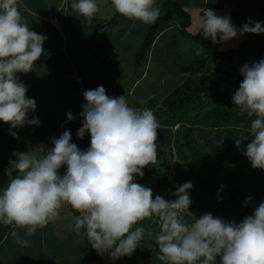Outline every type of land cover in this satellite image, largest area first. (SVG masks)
Segmentation results:
<instances>
[{
	"label": "clouds",
	"instance_id": "obj_1",
	"mask_svg": "<svg viewBox=\"0 0 264 264\" xmlns=\"http://www.w3.org/2000/svg\"><path fill=\"white\" fill-rule=\"evenodd\" d=\"M111 4L119 14L144 24L154 23L160 15L157 0H111ZM25 7V0H0V121L10 125L13 137L17 133L12 128L40 124L35 115L29 119L36 102L26 96L27 87L17 73L33 70L46 51L47 36L29 27L20 10ZM70 7L89 22L99 11L98 0H70ZM201 12L197 32L212 43L264 33V22L248 18L237 29L227 15L206 8ZM196 52H204L200 44ZM239 71L243 80L232 101L240 113L254 117L244 155L253 168L264 170V58L245 63ZM83 96L86 102L79 114L83 123L76 135L83 138L90 133L86 150L71 142L70 130H64L43 153L13 151L17 159L9 160L8 182L0 187V224L13 226L11 236L17 244L27 247L31 241L16 228L31 236L68 204L78 212L73 225L77 234L113 260L131 255L145 231L139 222L155 218L158 258L165 264H264V201L237 223L210 212L196 218L189 210L190 181L176 187L175 199L159 194L153 198L151 188L136 182V176H144L143 168L157 159L160 124L153 110L130 106L125 95L110 97L102 85ZM67 118L73 119V114L67 113ZM236 144L239 147V139ZM62 166L66 170L60 174ZM250 200L247 197L245 203Z\"/></svg>",
	"mask_w": 264,
	"mask_h": 264
},
{
	"label": "crops",
	"instance_id": "obj_2",
	"mask_svg": "<svg viewBox=\"0 0 264 264\" xmlns=\"http://www.w3.org/2000/svg\"><path fill=\"white\" fill-rule=\"evenodd\" d=\"M189 1L191 3L186 0H179L177 2L182 5L185 10L188 9L190 12L191 8V11H193L192 14L190 13L191 23L187 27V30L191 33H194V31L198 29L197 21L199 19V14L203 15V12H201L203 8L212 9L218 16L227 15L231 20L234 19L232 23L237 27V29L241 27V23L236 18V7L230 5V3H236L237 0ZM25 4L26 7L21 8L20 10L29 27L38 34L47 36V39L43 43V48L46 51L35 61L33 70L27 73H17L20 80L27 87L26 96L33 97L37 102L36 105L38 107L36 106L34 113H28L29 119L35 115L39 118L40 124H30L31 127L25 124L21 127L12 128L11 131H15L17 133V136L13 137L10 134V125L7 122L0 121V187L6 186L8 182L9 177L5 174V169L10 167L9 160L17 159V157L13 156V154L10 156L7 151L13 153L15 150L16 152L23 153L25 150L28 151L29 148L33 149L35 145L37 152H39L40 149L41 153H43V151L54 146L52 144V139L58 138L64 130H70L71 142L76 143L81 150H86L90 146V133L86 132L83 138H78L76 135L77 130L83 123V117L79 115L83 110L82 105L86 102L83 92L88 89H95L98 85L103 86V81L98 80L97 74L101 71L107 70L108 61L113 58L116 49L120 46L124 37L129 34L128 28L123 31H111L109 34L107 27H100L97 35L93 38L92 31L94 25L97 23L102 24L107 21L105 18L95 16L92 18L91 22L86 20L83 16H80L82 20L80 19L81 21L75 23L74 28L70 30L68 28L69 17L72 16V21L79 20L76 18L79 13L70 7V0H25ZM244 9L245 8L243 7L241 8V10H243V12H241L242 15L249 18L253 17L254 19H258V21L264 22L262 12L258 11L256 12L258 16H252L250 15V11L254 13V8H249L251 9L250 11H244ZM119 18L120 21H123L125 17L123 18L122 16ZM126 20L129 27L140 26L142 23L138 20H130L128 18H126ZM176 25L177 24H173L172 26L166 28L165 33L170 31V29L175 28ZM105 26L107 25L105 24ZM84 27H86V30H84ZM190 28L193 29L191 30ZM249 34L250 33H245L243 35H238L235 38H231L229 47H233L234 45V47H236V45L238 46L244 39L247 38L246 36ZM256 34L259 39H264V37L262 38V36L258 33ZM71 37H73V42L77 41L76 46H68L69 39ZM139 39L140 42L137 48H139L143 36L139 37ZM153 49H155V47ZM153 49L145 61L141 73L139 72L137 74H133L132 72H129L125 74L129 78V81L126 83L127 86L124 85L122 87L118 82H115V84L113 83L111 86L114 91L111 90L108 92V89L105 88L106 94L109 96L125 95L127 102L131 106L136 108L149 107L154 111V109L161 104L164 95L168 92L164 91L161 94H157L155 85L152 83L148 85V88L141 85L151 67L150 63L153 59L150 57H153L156 53ZM134 55L135 53L133 54V59ZM93 58L95 61H92ZM261 58H263V56ZM134 65L137 66V68L140 67V64L137 65L134 63ZM121 67L122 66H119L117 71H122L125 68L124 66L122 68ZM111 72L114 73L115 71H112L111 69ZM69 112H71L74 117L71 120L67 118V113ZM250 125L251 123L246 125V128L241 127L243 138L244 136L249 135V133L251 134ZM23 136H26L32 141V147L28 142H23ZM237 138L241 141L238 134ZM7 143L11 146V149L5 150L4 146ZM234 164L239 165V162H235ZM187 169L189 168H185V170ZM65 170V167L62 166L58 171L60 174H63ZM13 175H15V171H13ZM165 182L167 183L168 180H165ZM239 183H241V192L238 198L232 202H229L228 204H219L214 198H211L208 195L207 198L209 199H204V202H201L199 199L200 197H198L199 204H196V208L193 210L189 207V210L194 213L196 218H199V216L204 213L210 212L214 217L218 216L226 219L234 215L233 204L239 210L244 207V209L250 211L253 203H260L261 201H264V172H257L255 180H251L246 177L242 178L240 176ZM170 192L166 200L171 197ZM255 196L258 197V199L255 198ZM247 197H251V200L245 203ZM230 205H232L233 208V211L231 212ZM70 209L72 211L71 206ZM59 212L62 214L61 220H58L60 215L53 219L57 220V224H59V226L53 229L50 225H47L49 229L44 236L42 235L41 228L39 231L36 230V232L32 234L33 240H35L34 245L37 246V250L42 251L45 243L43 240H45L47 235L52 236L51 241L54 242L53 248H56L69 238L74 237L76 239V247L72 245L75 251L73 256L77 250L83 256L82 248L86 246L87 243H85L80 236L74 233L73 227L67 225L66 222L68 219H65L63 216V211ZM223 212L227 214L228 217H226L225 214H222ZM245 213L247 212L244 210V216ZM74 216L75 215L73 213V219ZM186 219H188V216H186ZM240 219L241 217L236 218L235 216L231 218V220H235L237 223L240 222ZM157 223L158 220L156 221L155 218H145L141 221V224H143V226L145 225L146 229H144L146 231L153 229L155 226L157 227ZM18 229L19 228H17L16 231H18ZM12 230V225L0 224V264H18V260L15 258L19 254L23 257L21 253L23 247L17 244L16 241L14 246L16 247L17 254L14 255L12 250H10L13 245V242L11 241ZM64 237L67 239L64 240ZM7 241H9V245L4 248L3 245ZM156 245L158 246L157 243L155 244V247ZM44 248L47 249L46 247ZM103 258L104 257L102 255L98 261L100 262ZM122 258L123 257L120 256L118 261L122 260ZM125 259L127 260V258ZM52 261L54 262V259H52ZM91 262L90 264H96ZM101 262L103 264L104 260ZM64 263L68 264L67 262Z\"/></svg>",
	"mask_w": 264,
	"mask_h": 264
},
{
	"label": "rangeland",
	"instance_id": "obj_3",
	"mask_svg": "<svg viewBox=\"0 0 264 264\" xmlns=\"http://www.w3.org/2000/svg\"><path fill=\"white\" fill-rule=\"evenodd\" d=\"M175 1H179V0H175ZM186 1L191 3L189 0ZM98 4H99V11L95 15V17H102L108 20L116 15L115 20L112 22V24H108L106 26L107 31H109L108 32L109 34L111 31H123L124 29L126 30L127 28L129 32V34L124 37L120 46L116 49L113 58L108 61L107 70L101 71L97 74L98 80L103 81V87L107 88L108 89L107 91L109 92L112 90L111 86L113 85V83L115 84V82H118L119 85L122 87L126 85V83L129 81V78L125 74L129 72H132L133 74H137L139 72L141 73L145 62H141L140 67L137 68V66H135L133 62V54L137 52L138 50L137 46L139 45L140 42L139 37L145 35L148 24L141 23L140 26L129 27V25L127 24L128 22L126 20V17L124 18L123 15L119 14L114 10L110 0H104V1L98 0ZM157 5L160 8V14H162L164 11L163 5L162 4H157ZM230 5L236 7L235 8L236 18L241 23V26L244 23L248 22V18H249L241 14V12H243V10H241L242 7L245 8L244 11H250L251 9L249 8H254L253 9L255 10L254 13L250 11V15L258 16L256 12L260 11L262 12V16L264 17L263 15L264 0H237L236 3H230ZM192 12L193 11H191L190 8L189 13L192 14ZM122 16L124 20L120 21L119 17ZM76 18L79 20L72 21V16L69 17L68 28L70 30L74 28L75 23H78L79 21L82 20L80 14H78ZM251 20L261 22L258 21V19H254L253 17L251 18ZM232 21H234V19H232L231 22ZM262 26H264V23H262ZM190 29L192 30L193 28ZM84 30H86V27H84ZM197 31L198 29H196L194 33L196 34ZM174 32H175V28L170 29V31H168L165 34L162 41H160L157 44V52L153 55V57H150L151 59H153L151 60V63L149 61V63L151 64L150 70L141 84L143 87L148 88V85L152 83L153 85H155L157 94H161L164 91L165 92L171 91L173 87V82L181 78L183 73L179 72L178 69H176L178 68L177 63L179 64L188 63L194 56L203 57L206 54L203 45L198 40H192L179 35L175 36ZM258 34L262 36V38L264 37V33H258ZM72 40L73 37L69 39L68 46L77 45V41L73 42ZM230 43L231 41L230 39H228L222 42V45L224 48L225 47L235 48L234 47L235 45L233 47H229ZM199 44L203 47L204 52L197 54L196 48ZM237 47L238 46L236 45V48ZM161 54L164 56L163 57L164 59H162ZM263 55H264V44L258 43V48H257L256 43L252 42L242 46L241 51L232 53L226 57L220 56L214 58L213 60L209 61L210 67H207L205 65L208 69V72L212 74L211 83L222 89V91H226L228 94L232 95L233 90L239 87L237 85V79L239 78L242 80V77H240L241 73L239 71L240 67L245 63L251 65L254 61L258 62ZM92 61H95V59L93 58ZM117 65L122 67L124 66L125 68L122 71H117L119 68V66ZM111 69L112 71L114 70L115 72L112 73ZM180 83L181 82H179V84ZM185 122H186L185 125L181 124L180 122L174 125L172 127V132H174L175 137L180 138V141L183 142L184 144L182 148L183 154L187 156L192 154V157H195V162L199 158L200 159L202 157L208 158L210 155H211L210 159H213L214 155H212L211 153L212 147L209 146L211 142H207L213 140L214 141L213 143L217 144L216 147L219 149V151L221 150V152L218 154L220 155V157L222 155L221 165L219 166V170L221 174L233 170V165L235 162H239V165L241 167L242 178L246 177V178H250L251 180H255L257 176V172H264V170L262 169L253 168L246 155H244L243 150L246 149L247 144L252 140L250 133L249 135L244 136L243 138V134L241 132L242 128H246V125H248L247 123L245 122L239 123V126L237 128L239 132L237 131V134L239 138H241L240 145L238 147L236 144L235 147L231 149L232 151L230 150L231 154L230 156H228L227 159V157L225 156L226 152L223 149H221L223 146H227V144L229 143V141L224 140L225 137L224 132L223 134H217L216 133L217 129L215 130L209 126L204 125V123L200 122L198 119H195L193 121L185 120ZM27 125L31 127L30 124ZM220 130L222 132V128H220ZM186 134L188 135L189 138H191L190 139L192 141L191 146L188 144L189 142L188 138L185 137ZM175 137L173 136L171 137V143L169 144L170 147L169 146L162 147L161 144L159 143V139L157 138V149H161L163 153H161L162 154L161 156H157V159L154 164H151L154 174L148 177L145 186L152 189L153 198L155 197V195L159 194L166 199L169 192L171 191L170 192L171 197H169V199H175V197L172 194L175 192L176 187L184 182L190 181L192 184V188L189 190V195L192 200V203L190 204L189 207L193 210L196 208L195 207L196 204H199L198 197H200L199 199L201 202H204L205 201L204 199L206 200L209 199L207 198L209 192L208 189L203 184V182L201 181V179H199L201 178V176L198 173H196L199 176L198 178L194 176V172H193L194 167H192L193 169L191 168L193 161L191 156L188 157L186 161L179 159V157L177 156L176 149L173 143L176 140ZM23 142H28L32 147V141L29 140L26 136H23ZM4 147L5 150L11 149V146H9L8 143ZM32 150L37 151L35 145L33 149L29 148L28 151H32ZM7 153L10 156L13 154L12 152L10 153L8 151ZM39 153H41L40 149H39ZM162 159H164L167 163V169H165L166 171L164 170V168L162 169L161 165H159ZM185 168H189V169L185 170ZM162 173H165L164 179L168 180V182L166 183L165 180L163 179V183L160 186L158 185V183L159 180L162 179L161 176ZM140 179L141 177L136 176V182H139ZM255 198L258 199V197L256 196ZM258 205L259 203H253L252 207L250 208L251 210L247 211V209H244V207L239 210L233 204L234 206L233 216H235L236 218L241 217L240 219L241 222L246 216L251 215L254 208L257 207ZM244 210L245 212H247L245 213V216L243 215ZM60 211H63V216L65 217V219H68V221L66 222L67 225L72 227L74 224V219H73V212L70 209V205L68 204L62 205ZM231 211H233L232 205H230V212ZM222 214L225 213L223 212ZM59 215L60 217H58V220L60 221L62 218L61 216L62 214L60 213ZM225 216L228 217L227 214H225ZM232 217L230 216L225 220H231ZM188 219L190 220L191 217H188ZM155 220L157 221V219ZM139 223H141V221ZM47 225H50V227H52L53 229L59 226V224H57V220H51ZM47 225L41 228L43 236L49 229ZM157 225L158 226L157 227L155 226L153 229L144 231L145 233V235L143 233L144 239L142 238L140 240L139 245L131 255L122 256L123 257L122 260L118 261V258L113 260L112 258H110V256L107 253H104L103 254L104 258L101 260V261L104 260L103 264H165V262L159 260L158 251L155 249V244L157 243L156 234L159 232V223H157ZM39 229L40 228H38L37 230L39 231ZM17 232L19 233L20 236H22V238L31 241L30 246L23 247L21 251L23 257H21V255L19 254L15 258L16 260H18V264H66L64 262H67L68 264H77V261L82 256V254L78 250L73 256V253L75 251L72 245L76 247V239L74 237L69 238L68 240H66L67 238L64 237V240H66L64 241L65 243L62 242V244H60L56 248H53L54 242L51 241L52 236L47 235L45 240H43V242H45L44 247H46L47 249L43 247L41 251V250H37L38 249L36 248L37 246L34 245L35 240H33L32 235L25 236L24 230L20 228L18 229ZM11 241L13 242V245L10 250H12L13 254L15 255L17 254L16 247L14 246L16 240L13 237H11ZM8 245H9V241L5 242L3 247L6 248V246ZM144 248L151 249V256L143 254L142 251L144 250ZM125 258H127L128 261ZM52 259H54V262L52 261ZM101 261L100 262L92 261L91 263L102 264Z\"/></svg>",
	"mask_w": 264,
	"mask_h": 264
},
{
	"label": "trees",
	"instance_id": "obj_4",
	"mask_svg": "<svg viewBox=\"0 0 264 264\" xmlns=\"http://www.w3.org/2000/svg\"><path fill=\"white\" fill-rule=\"evenodd\" d=\"M157 4H162L164 11L158 16L154 23L147 26L146 33L134 55V63L138 65L141 62H145L154 47L155 49H153V51L157 52V44L162 41L163 37L168 32L165 33L166 28L173 24H177L174 32L175 36L179 35L192 40H198L203 45L206 53L203 57L194 56L188 63H177L178 68L176 69L183 74L179 80L173 82L171 91L164 95L161 104L153 111L154 115L159 119L160 124L157 130L159 143L162 147L169 146L171 137H175L174 132H172V127L174 125L179 122L185 125V120L193 121L198 119L200 122L204 123V125L215 130L217 129V134L225 133L224 140L229 141V143L221 149L226 152L225 156L228 159V156L231 154L230 150L235 147L236 140L238 139V130L236 129L239 123L245 122L249 124L254 117H249L246 113H240L235 107L232 101V95L238 88L233 90L232 95L228 94L226 91H222V89L211 83L212 74L208 72L207 67H210L209 61L214 58L220 56L226 57L232 53L241 51L242 46L246 44L254 42L258 48V43L264 44V39H259L256 33H250L237 48H224L222 43H212L210 39H205L200 32L195 34L188 31L187 27L191 23V15L177 1L157 0ZM115 16L108 19L105 23L95 24L92 37L94 38L97 35L100 27H106L105 24H112L115 20ZM161 56L162 59H164L162 54ZM240 77H242L243 80L242 74ZM242 80L239 78L237 79L238 86ZM179 82L181 83L179 84ZM111 96L113 95H110V97ZM220 128H222V132ZM185 137L188 138V144L191 146V138H189L187 134ZM175 139L173 143L177 156L183 161H186L187 158L191 156L193 160L191 168L194 167V176L197 178L199 177L196 173L201 176L199 179H201L208 189L209 197L214 198L219 204H228L238 198L241 192V185L239 183V178L242 176L241 167L234 164L233 170L221 174L219 166L221 165L222 155L221 157L218 155L221 150L219 151L216 147L217 144H214L213 140L209 141L212 143H210L211 145L209 146L212 147L211 153L214 155L213 159H210V155L208 158H199L195 162V157H192V154L189 156L183 154L182 148L184 144L180 141V138L175 137ZM161 153H163V151L157 149V156H161ZM159 165L162 166V169H167V163L164 159L160 161ZM143 171L144 176L141 177L138 183L145 185L148 177L154 173L152 165L150 164L144 167ZM161 176L162 179L159 180V185L163 183L165 173H162ZM221 185H223L222 190ZM72 211L74 215H78L75 209L72 208ZM73 231L87 243L86 246L82 248L83 256L77 261V264H90L91 261L100 260L102 255L91 248V244L87 237L77 234L74 228ZM83 231L84 230L81 229V232ZM155 249L159 253L157 245ZM142 252L145 255L151 256V249L144 248Z\"/></svg>",
	"mask_w": 264,
	"mask_h": 264
},
{
	"label": "built area",
	"instance_id": "obj_5",
	"mask_svg": "<svg viewBox=\"0 0 264 264\" xmlns=\"http://www.w3.org/2000/svg\"><path fill=\"white\" fill-rule=\"evenodd\" d=\"M78 79V78H77ZM130 105V104H129ZM131 106V105H130ZM133 107V106H132ZM134 108H136V107H134Z\"/></svg>",
	"mask_w": 264,
	"mask_h": 264
}]
</instances>
